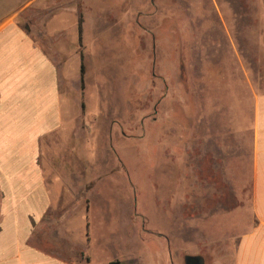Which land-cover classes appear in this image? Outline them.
Returning a JSON list of instances; mask_svg holds the SVG:
<instances>
[{
  "label": "rangeland",
  "instance_id": "374dc122",
  "mask_svg": "<svg viewBox=\"0 0 264 264\" xmlns=\"http://www.w3.org/2000/svg\"><path fill=\"white\" fill-rule=\"evenodd\" d=\"M10 17L60 65L73 121L52 160L102 178L78 188L94 193L77 264H234L251 217L264 0H0Z\"/></svg>",
  "mask_w": 264,
  "mask_h": 264
},
{
  "label": "crops",
  "instance_id": "0c3cea01",
  "mask_svg": "<svg viewBox=\"0 0 264 264\" xmlns=\"http://www.w3.org/2000/svg\"><path fill=\"white\" fill-rule=\"evenodd\" d=\"M60 72L16 19H0V264H77V242L87 250L92 242L94 189L79 196L78 188L102 178L87 176L89 162L50 156L73 121ZM66 150L75 152L68 142ZM234 264H264V95L254 115L251 217Z\"/></svg>",
  "mask_w": 264,
  "mask_h": 264
},
{
  "label": "trees",
  "instance_id": "16d2710c",
  "mask_svg": "<svg viewBox=\"0 0 264 264\" xmlns=\"http://www.w3.org/2000/svg\"><path fill=\"white\" fill-rule=\"evenodd\" d=\"M78 33H79V44H80V47H82V42H83V22H82V20H80V22H79ZM80 61H81V64H80L81 83H82V86L84 87L85 64H84L83 53L80 54Z\"/></svg>",
  "mask_w": 264,
  "mask_h": 264
},
{
  "label": "water",
  "instance_id": "95a60500",
  "mask_svg": "<svg viewBox=\"0 0 264 264\" xmlns=\"http://www.w3.org/2000/svg\"><path fill=\"white\" fill-rule=\"evenodd\" d=\"M185 264H204V260L199 256H187L185 258Z\"/></svg>",
  "mask_w": 264,
  "mask_h": 264
}]
</instances>
